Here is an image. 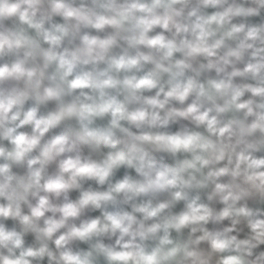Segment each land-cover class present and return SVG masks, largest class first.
<instances>
[{"label": "clouds", "instance_id": "clouds-1", "mask_svg": "<svg viewBox=\"0 0 264 264\" xmlns=\"http://www.w3.org/2000/svg\"><path fill=\"white\" fill-rule=\"evenodd\" d=\"M0 264H264V0H0Z\"/></svg>", "mask_w": 264, "mask_h": 264}]
</instances>
